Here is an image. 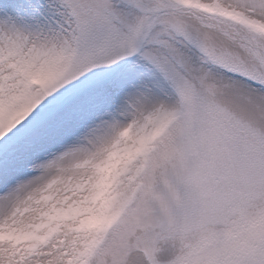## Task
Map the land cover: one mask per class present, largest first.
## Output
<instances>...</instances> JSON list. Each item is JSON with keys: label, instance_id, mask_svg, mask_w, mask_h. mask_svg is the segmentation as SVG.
I'll return each mask as SVG.
<instances>
[{"label": "snow or ice", "instance_id": "obj_1", "mask_svg": "<svg viewBox=\"0 0 264 264\" xmlns=\"http://www.w3.org/2000/svg\"><path fill=\"white\" fill-rule=\"evenodd\" d=\"M0 264H264V0H0Z\"/></svg>", "mask_w": 264, "mask_h": 264}]
</instances>
